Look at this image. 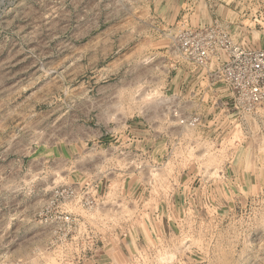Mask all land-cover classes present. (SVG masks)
I'll return each mask as SVG.
<instances>
[{"label":"rangeland","instance_id":"obj_1","mask_svg":"<svg viewBox=\"0 0 264 264\" xmlns=\"http://www.w3.org/2000/svg\"><path fill=\"white\" fill-rule=\"evenodd\" d=\"M123 1L0 0V264H100L108 254L102 264H264V163L248 186L224 168L245 147L262 153L264 126L242 128L232 111L224 127L204 117L182 155L140 162L120 136L127 120L158 117V102L175 121L188 87L169 86L189 67L175 39L170 54H149L153 13ZM240 2L227 0L233 35L264 43V26L244 21ZM130 179L151 202L121 193Z\"/></svg>","mask_w":264,"mask_h":264},{"label":"crops","instance_id":"obj_2","mask_svg":"<svg viewBox=\"0 0 264 264\" xmlns=\"http://www.w3.org/2000/svg\"><path fill=\"white\" fill-rule=\"evenodd\" d=\"M124 3L125 1L118 3L117 5L121 9ZM132 5H135L136 8H146L148 9V13H153L151 17L153 20L150 21L149 30L147 31L150 44L149 54L154 50L155 52L161 51L164 55L168 52L170 54L172 42L173 39H175L176 34L187 28H194L199 25H209L214 20H221L225 24H231L230 27L234 26V22L229 19L233 16V14L231 15L233 11L230 6L231 4H228L227 0H203L202 14H200L201 12L198 8L199 0H133L131 7H133ZM253 34L254 32L251 33V35H248L252 40L247 43L250 46L254 45L252 47L255 48H264V43L262 42L261 37L259 38V36H256V38H254ZM152 54H154V52ZM216 67L217 66L214 61L209 65V68H206L205 70L196 69L193 71L190 67L180 65L175 69V77L172 79V83H174L175 87L172 85L169 87L175 92L185 91L188 87L186 93L177 97V104L179 106L182 105V112L188 110L200 114L203 118L207 117L205 123L212 126L213 122H210L211 120L209 121L208 118L211 116H217L221 118L218 123L224 127L232 122H230V118L236 116L234 114L230 115L229 112L231 110L227 108L229 95L226 90L219 84H212L211 79L207 75L211 69ZM164 88H166V84H160L155 86L154 90L164 92ZM161 103L162 102H158L157 105H151L159 108V113L161 112V114L158 115V117H154L152 119L151 117H143L142 120H134L130 122L129 120L126 121L130 131L125 133V137L122 135L120 136L127 142V148L135 150L133 155L136 161H139L140 159H143L144 161L145 156H150L153 152L161 156V158L166 154H172L174 156L182 155L184 145L189 140L186 133L189 132L190 135L200 134V131L198 130L201 129L196 128L194 131H187L185 127H181L177 124L176 120L168 123L166 116L164 117V115H162V105L164 104L161 105ZM152 120L154 122L157 120L155 122L157 123V127L156 129H153V133L146 129V124L151 123ZM250 120L254 121L256 131H258L259 127L263 129L264 108L260 109L258 113L254 115V119L245 116L244 120H239V123L237 119H235V123L240 124L243 128L248 125V123L250 125ZM209 131L211 133L213 129L212 131L211 129ZM136 151L137 153L139 152V154H137ZM241 152L242 149H240L236 154H230L228 159L229 161L227 163L225 161L224 163V168L225 171L229 170L234 173H238V179H230V183L234 181L237 185L248 186L250 184L246 185L247 183H245L247 182L245 179L246 175H249L250 177L253 173V176L257 178L261 173L260 165L264 163V150L262 153H259L257 149L248 150L245 147L243 149L244 154ZM251 157H253V160ZM131 180L132 179H130L128 183H125L124 188H121V193L129 191L131 194V190H133L131 195L127 194L129 198L142 197L140 198V202H151L149 197L150 195H148L147 198L141 194L139 196H134L137 188L142 189L143 193H145V190L143 186H135L138 182L133 183ZM109 188L110 185L106 186V189ZM100 189L103 190V187ZM106 260L111 262L113 259L108 254L104 256V258L102 257V260L99 263L102 264V261ZM110 262L109 264L112 263Z\"/></svg>","mask_w":264,"mask_h":264},{"label":"built area","instance_id":"obj_3","mask_svg":"<svg viewBox=\"0 0 264 264\" xmlns=\"http://www.w3.org/2000/svg\"><path fill=\"white\" fill-rule=\"evenodd\" d=\"M241 8L242 17H246L244 21H249L253 27L264 26V0H241L239 10ZM230 25L214 20L209 25L178 32L175 41L179 56L193 71L208 69L213 61L216 63L217 67L207 75L212 84H219L228 93L227 108L244 120L245 116L252 118L264 108V48L252 47L244 38H236ZM240 26L250 27L244 22ZM171 114L181 127L199 128L204 123L203 117L194 112L183 114L174 108ZM73 194L69 188L60 196L69 200ZM82 194L89 198L87 192ZM58 219L69 227L75 220L67 213H61ZM70 231L71 228L65 230V234H70Z\"/></svg>","mask_w":264,"mask_h":264}]
</instances>
